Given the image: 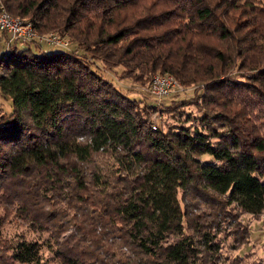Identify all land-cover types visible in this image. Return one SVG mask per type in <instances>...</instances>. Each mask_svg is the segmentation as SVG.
<instances>
[{"label": "trees", "instance_id": "obj_1", "mask_svg": "<svg viewBox=\"0 0 264 264\" xmlns=\"http://www.w3.org/2000/svg\"><path fill=\"white\" fill-rule=\"evenodd\" d=\"M1 6L72 43H13L0 57L13 107L0 115V203L55 239L59 264H217L226 216L237 218L233 247L249 240L240 215L264 211V0ZM97 66L141 84L169 73L197 86L180 104L200 103L208 132L152 128L148 107ZM5 221L0 264H45L41 242L2 237Z\"/></svg>", "mask_w": 264, "mask_h": 264}, {"label": "rangeland", "instance_id": "obj_2", "mask_svg": "<svg viewBox=\"0 0 264 264\" xmlns=\"http://www.w3.org/2000/svg\"><path fill=\"white\" fill-rule=\"evenodd\" d=\"M18 46L24 47L25 45L19 43ZM31 46L34 51H38L39 48L40 51L58 50L46 44H43L42 47L35 46L38 47V49L33 45ZM5 49V46H1L0 43V57L5 52ZM93 69L103 76L105 80L112 81L124 94L129 95L133 99L140 100L141 109L148 107V111L150 112L149 121L152 128L156 126V128L161 131H167L169 128H175V126L186 125L191 126L193 129L192 131L199 130L205 133L208 132L206 124L207 122L210 123V120L206 122L200 120L204 114V110L202 111L200 109L201 104L196 103V101L180 104L194 96V91L197 89V86L184 88L183 91L173 92L167 97H164L161 102H158L145 91L148 82L141 84L140 82L120 78L118 75L122 71V67L106 69L104 66H97L93 67ZM198 93L202 94V91H198ZM12 111L11 99L3 95L0 91V115H7L12 113ZM211 140L212 142H216L217 138L212 137ZM201 161H213V159L208 156H203L201 157ZM180 196L181 193L179 194V197ZM228 210L233 212L232 215L238 213V210L234 208ZM4 217L6 221L1 229V235L4 239L9 240L13 245L24 239L27 241L37 240L43 245L41 250V263L59 264V262H61L59 257L56 256L59 245L47 231H41L28 226L22 220L14 217L11 208L5 207L0 203V219ZM223 219H226V221H222L224 223L220 226L221 233L217 236L221 248V258L217 264H228L229 260L231 261L237 257L241 259L240 264H264V211L258 219L250 214L240 215V222L248 226L249 240L239 245L237 249L233 247L236 238V236L233 235V230L235 229L237 218H229L226 216ZM16 264L23 263L18 262Z\"/></svg>", "mask_w": 264, "mask_h": 264}, {"label": "built area", "instance_id": "obj_3", "mask_svg": "<svg viewBox=\"0 0 264 264\" xmlns=\"http://www.w3.org/2000/svg\"><path fill=\"white\" fill-rule=\"evenodd\" d=\"M0 33H5V50L7 51L13 43H38L46 44L58 50L69 51L72 43L67 35L57 32L41 34L33 29L32 23L10 14L5 7L0 11ZM184 87L169 73H156L152 76L150 84L145 88L156 101L161 102L173 92L183 91ZM156 129V126H153Z\"/></svg>", "mask_w": 264, "mask_h": 264}, {"label": "crops", "instance_id": "obj_4", "mask_svg": "<svg viewBox=\"0 0 264 264\" xmlns=\"http://www.w3.org/2000/svg\"><path fill=\"white\" fill-rule=\"evenodd\" d=\"M6 34L5 33H0V43H1V46H5V41H6Z\"/></svg>", "mask_w": 264, "mask_h": 264}]
</instances>
